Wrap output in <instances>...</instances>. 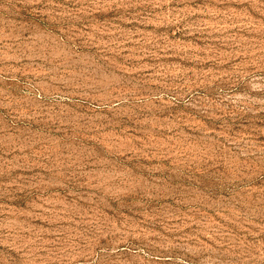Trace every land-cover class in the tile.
Instances as JSON below:
<instances>
[{
	"label": "rangeland",
	"instance_id": "obj_1",
	"mask_svg": "<svg viewBox=\"0 0 264 264\" xmlns=\"http://www.w3.org/2000/svg\"><path fill=\"white\" fill-rule=\"evenodd\" d=\"M0 264H264V0H0Z\"/></svg>",
	"mask_w": 264,
	"mask_h": 264
}]
</instances>
